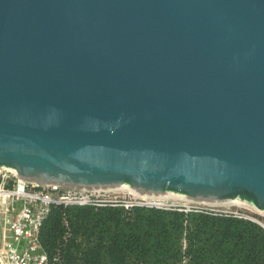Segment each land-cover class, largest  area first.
I'll list each match as a JSON object with an SVG mask.
<instances>
[{
	"label": "water",
	"instance_id": "water-1",
	"mask_svg": "<svg viewBox=\"0 0 264 264\" xmlns=\"http://www.w3.org/2000/svg\"><path fill=\"white\" fill-rule=\"evenodd\" d=\"M0 174L264 213V0H0Z\"/></svg>",
	"mask_w": 264,
	"mask_h": 264
},
{
	"label": "trees",
	"instance_id": "trees-1",
	"mask_svg": "<svg viewBox=\"0 0 264 264\" xmlns=\"http://www.w3.org/2000/svg\"><path fill=\"white\" fill-rule=\"evenodd\" d=\"M41 241L62 264H264L261 224L208 209L55 206Z\"/></svg>",
	"mask_w": 264,
	"mask_h": 264
},
{
	"label": "built area",
	"instance_id": "built-area-1",
	"mask_svg": "<svg viewBox=\"0 0 264 264\" xmlns=\"http://www.w3.org/2000/svg\"><path fill=\"white\" fill-rule=\"evenodd\" d=\"M117 206L187 208L152 195L108 189H66L58 183L25 180L14 174H0V264H62L51 256L41 241V230L55 206ZM211 210V209H208ZM249 219L264 227V219L251 210H211Z\"/></svg>",
	"mask_w": 264,
	"mask_h": 264
},
{
	"label": "rangeland",
	"instance_id": "rangeland-1",
	"mask_svg": "<svg viewBox=\"0 0 264 264\" xmlns=\"http://www.w3.org/2000/svg\"><path fill=\"white\" fill-rule=\"evenodd\" d=\"M114 191L117 194H126L128 193V191H132L131 189H124V190H111ZM169 202H173L176 205H180L183 207H189V208H206V209H211V210H216L218 211V209L220 210H251L252 212H256L257 214H260V216L263 217L264 219V213L259 211L258 209L249 206L247 204H242V203H223V204H207V203H202L200 201H196V200H189L187 198L184 197H179V198H168Z\"/></svg>",
	"mask_w": 264,
	"mask_h": 264
},
{
	"label": "bare ground",
	"instance_id": "bare-ground-1",
	"mask_svg": "<svg viewBox=\"0 0 264 264\" xmlns=\"http://www.w3.org/2000/svg\"><path fill=\"white\" fill-rule=\"evenodd\" d=\"M124 189H131L130 187L128 186H119V187H115V188H108V190H124ZM133 192H137L133 189H131ZM139 193V192H138ZM142 194V193H141ZM153 197H158V198H161L162 200H165V199H168V198H179L180 196H174V195H163V196H155V195H152ZM182 197V196H181ZM186 198V197H184ZM189 200L192 201V199L190 198H187ZM202 203H207V204H214V205H217V204H223V203H218V202H205V201H200Z\"/></svg>",
	"mask_w": 264,
	"mask_h": 264
}]
</instances>
